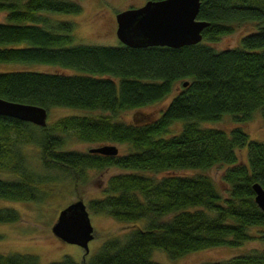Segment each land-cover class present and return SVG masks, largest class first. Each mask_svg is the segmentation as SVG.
I'll list each match as a JSON object with an SVG mask.
<instances>
[{"label": "trees", "instance_id": "obj_1", "mask_svg": "<svg viewBox=\"0 0 264 264\" xmlns=\"http://www.w3.org/2000/svg\"><path fill=\"white\" fill-rule=\"evenodd\" d=\"M0 63L53 64L73 74L10 70L0 72V97L45 107H68L98 114H70L46 126L0 115V199L39 200L48 186L78 168L116 166L102 196L89 200L91 211L115 220L145 219L123 237H108L87 260L70 255L47 264H160L152 251L170 258L216 246L238 247L258 240L264 246V211L252 185L264 189V142L239 125L230 131L202 126L230 114L244 122L259 110L264 119V0H201L198 19L209 25L199 43L179 48L73 43V23L50 13H79L75 0H0ZM246 23L256 29L240 37V46L216 49L209 42ZM188 81L184 86L183 82ZM179 88L153 121L124 123L111 114L138 108ZM182 120L179 132L168 135ZM79 142L119 143L117 155L69 150ZM33 146L36 155L27 154ZM245 147L246 162L236 149ZM34 157V158H33ZM37 162L38 165H34ZM226 165V196L205 171ZM191 169L189 175L146 174ZM19 219L12 207H0V222ZM0 264H38L33 254H2ZM199 264H264V248L223 261Z\"/></svg>", "mask_w": 264, "mask_h": 264}, {"label": "rangeland", "instance_id": "obj_2", "mask_svg": "<svg viewBox=\"0 0 264 264\" xmlns=\"http://www.w3.org/2000/svg\"><path fill=\"white\" fill-rule=\"evenodd\" d=\"M81 5V12L75 13H50L48 16L61 21L73 23L72 35L75 44L92 45H116L115 15L129 7H138L146 0H75ZM6 21V12L0 11V22ZM256 29L255 23H246L229 34L221 36L218 40L209 42L216 49L240 46V37L251 30ZM35 70L41 72L73 74L75 68H66L53 64L38 63H0V72L10 70ZM179 83L163 99L143 105L138 108L119 110L111 114L113 119L124 123H143L155 120L160 112L167 106ZM99 110L86 111L77 108L52 107L48 109L47 123L50 124L59 117L70 114H98ZM202 126L221 128L230 131L234 126H240L249 137L264 142V119L259 110L255 111L250 119L244 122H236L230 114H224L220 120L204 121ZM182 120L174 121L168 130V135L179 132ZM118 147V153L128 150L124 144L112 143ZM98 143L79 142L73 136L68 138L65 148L74 151L86 152L89 148L98 146ZM27 154L36 155L33 146L26 148ZM240 162H246L247 150L245 147L236 149ZM34 158V157H33ZM38 165L37 162H33ZM226 165H214L205 172L209 174L216 187L223 196H226L227 185L222 179ZM70 175L58 172L57 180L48 186L52 193L43 196L39 200H5L0 199V207H12L19 213V219L12 222H0V253L2 254H33L38 257V264H47L51 261L61 260L64 255H70L77 262L87 260L97 250L99 245L108 237H123L125 233L134 228H144L145 219L133 222L115 220L105 213H96L87 208L93 225V238L88 242L89 251L85 254L84 249L76 244L68 243L55 234L51 227L57 219L59 211L68 204L82 199L87 205L89 200L102 196L106 188L108 178L125 170L116 166L78 168ZM191 169H175L159 173L146 174L161 177L165 174L189 175L194 173ZM254 248H264L258 240H250L238 247L216 246L202 250L192 251L176 258H170L164 250L152 251L151 259L160 264H199L205 261H223L233 256L247 254Z\"/></svg>", "mask_w": 264, "mask_h": 264}, {"label": "water", "instance_id": "obj_3", "mask_svg": "<svg viewBox=\"0 0 264 264\" xmlns=\"http://www.w3.org/2000/svg\"><path fill=\"white\" fill-rule=\"evenodd\" d=\"M201 0H146L138 7H129L115 15L118 40L129 47L168 46L179 48L199 43L202 31L209 25L198 19ZM188 81L183 82L186 86ZM0 115L31 122L37 126L47 125L48 109L45 107L12 101L0 97ZM90 153L114 156L118 154L115 144L107 143L91 147ZM255 202L264 211V189L252 185ZM61 240L76 244L88 253V242L93 238V225L82 199L62 208L51 227Z\"/></svg>", "mask_w": 264, "mask_h": 264}]
</instances>
